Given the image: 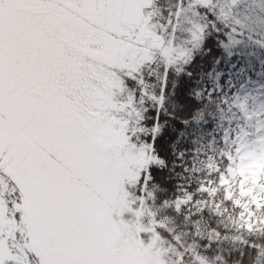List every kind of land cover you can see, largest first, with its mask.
I'll use <instances>...</instances> for the list:
<instances>
[{
	"label": "snow or ice",
	"instance_id": "snow-or-ice-1",
	"mask_svg": "<svg viewBox=\"0 0 264 264\" xmlns=\"http://www.w3.org/2000/svg\"><path fill=\"white\" fill-rule=\"evenodd\" d=\"M0 264H264V0H0Z\"/></svg>",
	"mask_w": 264,
	"mask_h": 264
}]
</instances>
